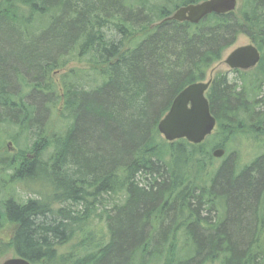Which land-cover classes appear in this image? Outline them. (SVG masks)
Masks as SVG:
<instances>
[{
    "label": "trees",
    "instance_id": "16d2710c",
    "mask_svg": "<svg viewBox=\"0 0 264 264\" xmlns=\"http://www.w3.org/2000/svg\"><path fill=\"white\" fill-rule=\"evenodd\" d=\"M201 1L0 3L1 170L13 171L11 183L48 179L43 199L3 204L0 232L10 225L12 235L0 254L14 248L16 257L50 264L75 236L69 264H264L256 234L264 156L239 174L230 159L210 179V153L185 139L169 143L158 129L174 99L205 81L241 34L262 52L256 74L230 81L220 73L207 97L226 138L264 124V0H241L199 24L165 20ZM71 62L90 68L58 81ZM99 217L103 237L88 231Z\"/></svg>",
    "mask_w": 264,
    "mask_h": 264
},
{
    "label": "rangeland",
    "instance_id": "374dc122",
    "mask_svg": "<svg viewBox=\"0 0 264 264\" xmlns=\"http://www.w3.org/2000/svg\"><path fill=\"white\" fill-rule=\"evenodd\" d=\"M238 7L241 5V0H238ZM176 11V10H175ZM174 11V12H175ZM251 44V39L245 35L241 34L237 38L236 42L229 47L223 55V58L221 61L215 63L213 67L209 70V73L207 75L206 81L210 79H214L217 75L220 73L227 74L228 78L230 81H238L239 75L235 73L234 71L229 70L228 65L225 63L226 58L228 55L235 50L236 48L240 46H245ZM73 68H79V69H89L90 66L87 63H78V62H71L70 65L63 71L57 73L55 75V78L59 81L61 75L65 72L68 71L69 69ZM256 74V71L254 72ZM61 86V85H60ZM61 89V88H60ZM58 117L53 119V123L57 122ZM243 127L246 125H242ZM240 129V128H239ZM223 131L220 130L219 126L217 125L214 132L206 138V140L200 144V145H194L196 148L201 147L203 149L204 153L208 152L213 156V152L220 148V143L223 142V140L227 141L228 140V146L222 147L226 149V154L222 158H215L214 156L212 159H208L205 164V170L204 172L206 175H209L210 179H213L217 171L221 169L223 164L227 162L228 160L232 159V163L234 166V169L236 170L237 174H239L242 170L245 169L247 165H251L257 158L262 156L264 154V136H263V131L257 134L251 129H248L247 126L242 128L241 131H237L234 136L229 135L227 138L224 136ZM165 140V139H164ZM184 140V139H182ZM181 141V140H178ZM175 141V142H178ZM187 141V140H186ZM174 142V143H175ZM188 142V141H187ZM189 143V142H188ZM7 151H9L10 154L14 155V153L17 152L16 146L11 143L7 142L5 144ZM4 150L0 148V152H3ZM201 157V156H199ZM48 159V157L46 156ZM3 169V166H0V209L3 210V204L10 199L11 197H14L15 200L18 203L25 204L28 203L29 200H37V199H43L44 195L42 194L43 191L45 190V196H47V186H48V179L45 175H36L35 179H28V181L25 183H11V175L13 171L8 172ZM1 183H9L12 184L8 191H6L5 187L1 188ZM264 200V198H263ZM57 206L60 205H55L54 207L56 208ZM84 223V220L80 222H76L74 224V228L77 229V227H82ZM88 231L91 232V234H98L100 237L105 236L106 232V227L104 225V222L102 221V218H95L88 221ZM72 227H70L69 230H71ZM69 232V231H68ZM12 235V229L9 226H6L3 228L2 232H0V241L7 245L9 244L10 241L9 238ZM71 241H68L67 243L63 245H59L57 247L56 255L57 258L55 262H51L50 264H69V256L71 253H76L79 251L78 247V240L75 236H73ZM1 247V245H0ZM3 254H0V264L3 263V261L15 257V251L14 248H5L2 250ZM63 257V258H62ZM213 264H222L221 260H217Z\"/></svg>",
    "mask_w": 264,
    "mask_h": 264
},
{
    "label": "water",
    "instance_id": "95a60500",
    "mask_svg": "<svg viewBox=\"0 0 264 264\" xmlns=\"http://www.w3.org/2000/svg\"><path fill=\"white\" fill-rule=\"evenodd\" d=\"M3 0H0L2 2ZM238 0H204L182 6L165 20L190 22L199 24L209 15L227 14L238 8ZM261 61L259 49L253 45L240 46L233 50L225 60L229 69L250 70ZM212 79L198 82L186 87L173 101L170 110L160 121L158 129L163 138L169 142L185 139L194 145L202 144L210 136L216 126L217 119L212 114L207 92L212 85ZM225 149L218 148L213 152L215 158H222ZM2 264H32L22 257H13Z\"/></svg>",
    "mask_w": 264,
    "mask_h": 264
},
{
    "label": "flooded vegetation",
    "instance_id": "af4514ba",
    "mask_svg": "<svg viewBox=\"0 0 264 264\" xmlns=\"http://www.w3.org/2000/svg\"><path fill=\"white\" fill-rule=\"evenodd\" d=\"M3 1H5V0H3ZM251 44L255 45L252 39H251ZM248 45H250V44H248ZM259 51L261 53V58H262V52H261L260 49H259ZM259 66H260V63L256 67H254V68H252L250 70H241V69H234V70L229 69V70L234 71L235 73H237L239 75L241 72H244V73H252L253 71L255 72ZM246 126H248V129L253 130L257 134H259L260 132H262L264 130V128H263L264 124L248 123V125H246ZM242 128H243V126L241 125L240 131L242 130ZM263 136H264V132H263ZM263 156H264V154L262 156H260V157H263ZM261 205H264V203L263 204L260 203L259 204V208H260ZM260 213H261L260 214L261 217L258 218L259 222L257 224L256 234L258 233V236L264 240V211H261ZM258 214H259V212H258Z\"/></svg>",
    "mask_w": 264,
    "mask_h": 264
}]
</instances>
